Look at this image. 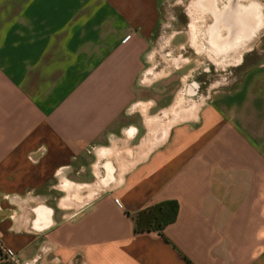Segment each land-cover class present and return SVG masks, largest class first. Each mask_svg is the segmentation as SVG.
Here are the masks:
<instances>
[{"label":"crops","instance_id":"crops-1","mask_svg":"<svg viewBox=\"0 0 264 264\" xmlns=\"http://www.w3.org/2000/svg\"><path fill=\"white\" fill-rule=\"evenodd\" d=\"M221 3L196 0L208 27ZM159 17L158 0H0L9 264H264V42L235 84L182 108V89L172 104L142 86ZM169 199L172 222L137 230Z\"/></svg>","mask_w":264,"mask_h":264},{"label":"rangeland","instance_id":"rangeland-1","mask_svg":"<svg viewBox=\"0 0 264 264\" xmlns=\"http://www.w3.org/2000/svg\"><path fill=\"white\" fill-rule=\"evenodd\" d=\"M258 1L264 11V0ZM158 2L159 22L147 50L146 67L141 75V82L143 88L149 82H162L167 99L172 104L180 89L184 93L180 106L186 108L194 101L201 102L215 88L235 84L247 65L261 56L264 25L257 30L253 39L240 49V54L230 52L224 56L214 55L207 43L210 18L195 8L196 0H158ZM192 24L197 25L195 39H192ZM150 71L158 75L147 81L145 74ZM154 118L151 117V120ZM170 119L169 116L160 124H156L155 131L151 132L152 144L160 140L162 130ZM133 161L134 159H130L128 162ZM66 183L68 182L63 181L60 187L64 189Z\"/></svg>","mask_w":264,"mask_h":264},{"label":"bare ground","instance_id":"bare-ground-1","mask_svg":"<svg viewBox=\"0 0 264 264\" xmlns=\"http://www.w3.org/2000/svg\"><path fill=\"white\" fill-rule=\"evenodd\" d=\"M222 0V3L217 7V9H213L214 13V27H208L207 29V43L209 48L212 50L214 55L224 56L229 54L230 52H238L240 54V49L243 48L244 44H239V40L242 39V28L240 27H225L226 22L230 19L235 20V10H237L240 6L236 3L235 0ZM206 6H211L206 3ZM250 7V3L248 5ZM210 10V9H207ZM209 17V15H208ZM250 28V27H249ZM256 27H254L255 29ZM197 27L192 25L193 30V39H195V31ZM256 32V30H255ZM203 48V47H201Z\"/></svg>","mask_w":264,"mask_h":264},{"label":"trees","instance_id":"trees-1","mask_svg":"<svg viewBox=\"0 0 264 264\" xmlns=\"http://www.w3.org/2000/svg\"><path fill=\"white\" fill-rule=\"evenodd\" d=\"M176 200H164L140 210L136 215V228L139 231L155 229L162 231L168 223L172 222L177 214ZM5 253L0 247V264H9Z\"/></svg>","mask_w":264,"mask_h":264},{"label":"flooded vegetation","instance_id":"flooded-vegetation-1","mask_svg":"<svg viewBox=\"0 0 264 264\" xmlns=\"http://www.w3.org/2000/svg\"><path fill=\"white\" fill-rule=\"evenodd\" d=\"M239 4V8L235 10V20L231 19L226 22L225 27H240L243 33L239 44H247L250 42L257 30L264 25L263 9L254 3L252 0H235ZM250 3V7L248 6ZM233 4V0L232 3ZM214 25V23H213ZM250 27V28H249ZM254 27H256L254 29ZM256 30V32H255Z\"/></svg>","mask_w":264,"mask_h":264},{"label":"built area","instance_id":"built-area-1","mask_svg":"<svg viewBox=\"0 0 264 264\" xmlns=\"http://www.w3.org/2000/svg\"><path fill=\"white\" fill-rule=\"evenodd\" d=\"M3 252L5 253V257L8 258L11 262L18 263V259L13 254H8L5 249H3Z\"/></svg>","mask_w":264,"mask_h":264}]
</instances>
